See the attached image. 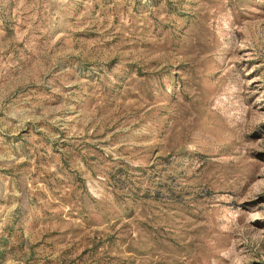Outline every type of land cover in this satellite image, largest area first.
I'll list each match as a JSON object with an SVG mask.
<instances>
[{
  "label": "rangeland",
  "instance_id": "1",
  "mask_svg": "<svg viewBox=\"0 0 264 264\" xmlns=\"http://www.w3.org/2000/svg\"><path fill=\"white\" fill-rule=\"evenodd\" d=\"M0 264H264V0H0Z\"/></svg>",
  "mask_w": 264,
  "mask_h": 264
}]
</instances>
